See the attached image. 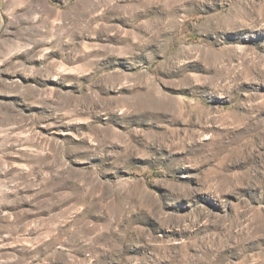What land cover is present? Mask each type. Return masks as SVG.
I'll list each match as a JSON object with an SVG mask.
<instances>
[{
    "label": "rangeland",
    "instance_id": "rangeland-1",
    "mask_svg": "<svg viewBox=\"0 0 264 264\" xmlns=\"http://www.w3.org/2000/svg\"><path fill=\"white\" fill-rule=\"evenodd\" d=\"M0 264H264V0H0Z\"/></svg>",
    "mask_w": 264,
    "mask_h": 264
}]
</instances>
